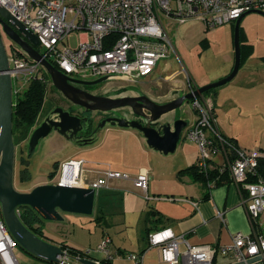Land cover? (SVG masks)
<instances>
[{
  "label": "built area",
  "instance_id": "obj_1",
  "mask_svg": "<svg viewBox=\"0 0 264 264\" xmlns=\"http://www.w3.org/2000/svg\"><path fill=\"white\" fill-rule=\"evenodd\" d=\"M0 7L36 36L41 55L53 61L65 75L87 81L104 77L105 83L124 81L134 85L152 74L157 62L169 56L173 49L165 20L183 23L198 19L207 27H215L235 22L247 11H264V0H0ZM73 32L85 33V37L78 34L75 46L69 41ZM8 62L13 95L19 94L30 79L42 77L40 65L26 56L8 55ZM187 81L189 85V77ZM193 89L190 86V91ZM190 104L196 118L187 126L183 137L198 147L199 170L217 173L208 181L210 186L228 172L229 179L244 187L247 192L244 207L253 232L233 233L229 245L187 244L181 251L179 240L185 242L184 237H177L166 228L150 233L148 243L158 247L161 260L167 264H215L219 255L227 257L228 264H264V180H248L264 152L226 140L217 128L211 97L194 96ZM220 153L224 154L222 162L214 163V157ZM111 179H132L134 186L149 199L146 195L149 175L145 169L130 177L126 172L107 168L102 176L90 181L83 160H68L61 163L55 183L97 192L107 187ZM17 246L0 217V264H19L14 253ZM61 250L56 264H81L80 259L91 258L93 253H102L110 260L115 254L108 236L102 237L95 248H81L76 253L67 248ZM256 256L261 258L247 263ZM129 257L139 264V254Z\"/></svg>",
  "mask_w": 264,
  "mask_h": 264
},
{
  "label": "rangeland",
  "instance_id": "obj_2",
  "mask_svg": "<svg viewBox=\"0 0 264 264\" xmlns=\"http://www.w3.org/2000/svg\"><path fill=\"white\" fill-rule=\"evenodd\" d=\"M164 23L173 49L169 56L157 62L153 73L142 77L134 85H127L124 81L106 82L98 88V92H102L104 95L108 94L110 97L143 92L151 96L156 102H165L172 97L174 90L179 93L181 90L188 88V77L196 82L206 80L226 64L228 52H230L229 48L233 44L230 24L207 27L203 21L198 19H189L183 23L165 20ZM240 26L244 33L248 35L249 43L253 45L254 51L240 65L232 81L214 88L211 92H220L218 100L220 111L217 105V113L220 116V123L226 126L229 132L236 134L246 142L264 141V78L262 77L264 70V15L249 13L243 17ZM82 33L78 34L82 36ZM78 34L77 32L71 34L69 41L72 46L77 44ZM205 39L209 43V47L206 49L201 44ZM3 41L6 47L8 46L7 50H9L7 38L3 37ZM7 54L9 55L8 52ZM40 71L42 73V70ZM247 71L252 72L257 81L254 89L239 88V77L243 73H248ZM170 74H173V78L170 77L165 80L164 77ZM248 74L250 75V73ZM174 81L180 82L185 87L180 88L178 85L175 87L173 83L176 82ZM26 86L27 84L24 89ZM55 93V89L49 81L37 122L53 108ZM225 98H227L226 103H221ZM15 100L16 95H12L14 103ZM191 114H193V111L190 101H188L180 110L163 116V119L172 121L175 118L182 117L188 122ZM110 127L113 128V126ZM126 129H131L140 134L136 129ZM183 135L184 131H182L173 153L163 154L151 148L157 157L151 161L153 167L167 166L175 159L177 161L182 156L191 155V152L197 153L196 143L183 137ZM27 141L15 145L13 181L14 188L21 192L30 191L36 185L49 183L50 180L57 182L60 176V163L70 158H84L86 161L84 165L89 169L102 170L110 166L111 169L119 168L121 172L128 174H137L140 171L139 167L146 165L144 154L143 156L140 155L135 147L134 138L116 132V130L109 132L101 130L96 139V142L102 141L100 148L88 153H77L79 148L72 145L61 148L64 139L53 130L38 141L32 152L29 151ZM255 148L250 147L248 149L253 150ZM22 158L27 159L28 168V174L24 181L19 178L20 170L23 167L21 164ZM216 160H219V156ZM115 181L110 180L109 185L111 186ZM127 195L122 190L118 191L114 190L113 187H103L95 194L94 210L91 215L60 212L63 219L45 220L43 230L45 234L53 239L69 238L71 241L79 243L83 248L89 246L93 248L96 234H100L105 227L98 223L96 219L97 211L100 210L106 215L107 222H111V219L123 220V217L119 218V216H122L127 209V202L125 201ZM99 220H102V217ZM139 223H144L143 216ZM123 237L126 238L124 234ZM119 241L124 244L125 248L131 249L128 240ZM14 253L19 264H43V261L32 257L19 246L14 249ZM95 254L98 257L103 256L99 253Z\"/></svg>",
  "mask_w": 264,
  "mask_h": 264
},
{
  "label": "water",
  "instance_id": "obj_3",
  "mask_svg": "<svg viewBox=\"0 0 264 264\" xmlns=\"http://www.w3.org/2000/svg\"><path fill=\"white\" fill-rule=\"evenodd\" d=\"M249 13L264 15L262 10H251L243 13L234 23V64L226 76L217 81L197 87L192 91L181 93L178 97L165 102H156L146 95H124L110 97L94 95L79 89L75 85L92 86L106 79L99 78L92 81L69 77L45 59L36 49L38 39L20 21L6 9L0 7V216L3 219L10 235L18 246L29 255L49 263H55L57 256L62 253L60 245L39 237L28 229L20 220L18 208L29 206L34 209L43 221L62 220L60 212L82 215H91L94 208L95 190L81 186H66L60 183H45L36 185L30 191L21 192L14 188V161L15 145L12 136V80L9 74L10 66L8 54L2 33L7 41L17 46L22 53L38 63L49 75L51 85L60 91L73 103L90 111H116L130 108L141 119H127L123 116H113L107 119L110 126L132 128L138 130L146 140V144L163 154L173 153L180 140L187 121L181 117L172 121L163 119V116L180 110L194 96L206 93L232 80L237 74L241 63L240 47V20ZM173 94H177L176 91ZM56 119L49 116L32 129L28 137L29 151H33L38 141L55 130L68 139L82 130L81 117L57 107L53 110ZM145 120V121H144ZM99 125L98 128H102ZM95 133V132H94ZM79 140L80 137H77ZM92 143V138L83 140V145ZM256 256L247 260V263L259 260ZM81 264H103L91 258H82ZM232 264H244L232 263Z\"/></svg>",
  "mask_w": 264,
  "mask_h": 264
},
{
  "label": "crops",
  "instance_id": "obj_4",
  "mask_svg": "<svg viewBox=\"0 0 264 264\" xmlns=\"http://www.w3.org/2000/svg\"><path fill=\"white\" fill-rule=\"evenodd\" d=\"M241 21H243V18L240 20V23ZM234 23L235 22L225 23L231 25L232 41L234 36ZM239 28L240 47L241 50L243 49L240 63L241 65L253 53L254 47L251 43H249L248 35L244 33L240 24ZM82 37H85L84 33H82ZM201 44L204 46V49L209 47V43L206 39L203 40ZM229 50L230 52H228L227 62L221 70L210 75L206 80H200L198 82L189 77L191 83L187 85L188 88L181 90L179 93L190 91V86L197 88L208 82L217 81L230 73L234 64V44L230 46ZM247 72L250 73V75L248 73H243L239 77L238 82L240 89H254L257 85V81L253 77V73L250 71ZM262 75L264 78V70ZM170 77L173 78V74L165 76L164 79L166 80ZM173 84L175 87L177 85L180 88L185 87L180 82ZM174 91L177 92V90ZM203 95L211 97L213 100L216 125L221 134L226 137L233 138L239 147L247 149L250 147H256L255 149L264 152V141H243L239 138V136H236V134L229 132L228 128L220 123V116L219 113H217V105L220 97L219 91H210ZM225 100H227V98H225L221 103H226ZM218 107L220 111V105H218ZM192 111L193 114H191V118L190 121L187 122V126L196 118V112L193 109ZM185 129L183 130L184 132ZM102 130H105V132L116 130V132L134 138L135 147L140 155L143 156L144 154V160L146 162V165L140 166L139 170L145 169L148 171L149 182L146 195L149 196V199L145 198L142 190L134 186L132 179H111L116 180L111 186L109 185L110 181L108 182L107 187H113L114 190H122L128 194L125 199L127 202V209L124 211L122 216H119V218L123 217V220L119 219L118 221L111 219V222H107V217L104 213H102V211H97L98 213L96 219L102 215L100 216V218L102 217V220H98V223L105 227L101 230L100 234H96V239L93 242L95 246L93 248L96 247L102 237L108 236L111 239V249L115 252V254L110 260H106L104 258V254L99 253L103 256L98 257L95 253H93L91 255V259L99 260L103 264H106L107 262L110 264H137L135 260L129 257V255L139 254V264H167L161 260L158 247L149 245L147 239L150 233L166 228L170 229L175 236L184 237L185 242L179 240V249L181 251L186 248L187 244H211L216 246L229 245L231 243V236L233 233L241 232L243 234H251L253 232L244 207L247 192L242 185L235 183L231 179H224L225 183H215V185L210 186L208 185V181L203 183L201 181L193 180L192 177L187 174L178 175L179 170L185 169L190 165L197 163L199 151H197L196 154L191 152V155H188L187 157L182 156L177 159V161L175 159L167 166L155 168L152 166L151 161H153V158H157L156 154L153 153L154 151H152V149L146 144V140L141 133L138 134L136 131L131 129L119 127L112 128L109 126ZM63 139L64 144L61 148L63 146L67 147L70 145L76 146L79 148L77 153H88L92 152V150H98V148H100L99 146L102 144V141L96 142L95 140L89 145L78 147L71 141H68L65 138ZM218 156L219 160H216ZM223 157L224 154L221 153L216 155L214 157V163L220 164ZM68 160H83V168L86 172L87 180L90 181L102 176L106 170H94L87 168L84 165L86 162L84 158H70L63 162ZM113 170L120 171L119 168H114ZM137 174L135 173L129 175L130 177H135ZM49 183L55 182L50 180ZM142 216L144 217V223H139ZM149 218L151 219V222L148 221ZM123 234L126 238L123 237ZM116 238L119 240H128L130 242L131 249L125 248L124 244ZM59 240H65V242L70 245L83 248L79 243L71 241L69 238H61ZM89 247L91 248L92 246ZM228 263L229 259L227 257L219 255L215 259V264ZM43 264H49V262L43 261Z\"/></svg>",
  "mask_w": 264,
  "mask_h": 264
},
{
  "label": "trees",
  "instance_id": "obj_5",
  "mask_svg": "<svg viewBox=\"0 0 264 264\" xmlns=\"http://www.w3.org/2000/svg\"><path fill=\"white\" fill-rule=\"evenodd\" d=\"M8 44H9V50H7L8 46L6 47V50L9 53V55L17 54L19 56H25L17 46L11 44L10 42ZM36 48L38 51H40L39 47H36ZM242 54H243V49L241 50V58H242ZM51 62L56 68H58L53 63V61ZM41 75H42V78L34 77L30 79L25 89H23L19 94L16 95V100H15V104L13 106V112H12V136H13L14 145H17L25 141L28 138L30 132L32 131L33 127L35 126L37 122V118H38L43 100L45 98L47 83L50 81L49 75L45 72V70L42 69ZM206 93H203V94H206ZM224 137L226 138L227 141L238 146V144L233 138L226 137V136ZM229 158L230 159L234 158L233 151H231V153L229 154ZM198 159H199V155H198ZM197 163H198V160H197ZM197 163L190 165L189 167L185 169L179 170L178 175L187 174V175H190L193 180L201 181L203 183L217 176V173L213 170L208 171V174L204 173V171L199 170ZM21 164L23 167L20 170L19 178L20 180L24 181L26 180V175L28 174L27 159L22 158ZM224 179L225 180L229 179L228 172L221 174L220 179L217 180L216 183L217 184L225 183ZM259 179L264 180V156L258 159V163H257L255 170L253 171L252 174L248 176L249 181H257ZM18 213H19V218L22 221V223L32 232L37 234L39 237L51 240L59 244L62 248H67L71 253H76L77 251L81 249L80 247H76V246L66 243L65 240L57 241L49 237L47 234H45L43 230L44 221L41 219L39 214L31 207L21 206L18 208ZM99 219L100 217L97 218V220ZM148 221L151 222V219L149 218ZM49 264H56V263H49ZM106 264H110V263L107 262Z\"/></svg>",
  "mask_w": 264,
  "mask_h": 264
},
{
  "label": "flooded vegetation",
  "instance_id": "obj_6",
  "mask_svg": "<svg viewBox=\"0 0 264 264\" xmlns=\"http://www.w3.org/2000/svg\"><path fill=\"white\" fill-rule=\"evenodd\" d=\"M2 36L5 37V35L3 33H2ZM7 43H9V42H7ZM5 47H6V45H5ZM42 69L43 68L40 66V70H42ZM38 78H42V77H38ZM72 78H74V77H72ZM76 79H78V78H76ZM104 84H105V82H101V83H98V84H95L92 86H85V85H75V86L78 87L79 89L90 92L94 95H104L102 92L101 93L98 92V88H100ZM54 89H55L56 93H55V97H53V99H54L53 108L49 111V113L46 114V116L42 117V119L39 122H36V124L33 128H35L40 123H42L45 120V118L48 116L50 118L56 119L57 115L53 113V110L57 107H60L63 110L69 111L73 115H77V116L81 117V119H82L81 120L82 130L80 132H78L76 135H74L72 137V139H68L67 137H64L62 134H60L59 132L56 131L57 133H59L62 136V138H65L66 140L71 141L72 143H74L78 147L83 146V140H85V139L88 140V139L92 138V143H93L97 139L98 134L100 133V131L102 129H105L107 126L110 127V124L107 121V119L110 117L123 116L127 119H133V118L141 119L139 116H136L135 114H133V112L130 110V108H124L123 110H119L118 112H116V111H109V112L90 111V110H86V109L84 110L83 107L73 103L70 99L66 98L56 88H54ZM186 92H184V93H186ZM140 95H146V96L151 98V96H149L143 92L137 93V94L135 93L132 96H140ZM179 95H181V93L173 94L172 98H170L169 100H171L175 97H178ZM106 96H109V95L106 94ZM152 100H154V99H152ZM101 124L103 125V127L98 128V126ZM53 131H55V130H53ZM77 137H80V139L78 140ZM26 140H28V138Z\"/></svg>",
  "mask_w": 264,
  "mask_h": 264
}]
</instances>
